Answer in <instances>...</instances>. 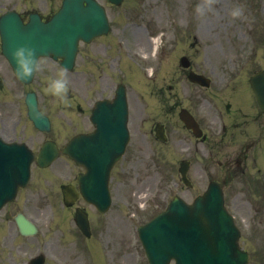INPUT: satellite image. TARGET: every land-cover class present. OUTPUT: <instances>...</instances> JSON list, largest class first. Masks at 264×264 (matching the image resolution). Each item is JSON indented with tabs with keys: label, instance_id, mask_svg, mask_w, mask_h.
<instances>
[{
	"label": "rangeland",
	"instance_id": "1",
	"mask_svg": "<svg viewBox=\"0 0 264 264\" xmlns=\"http://www.w3.org/2000/svg\"><path fill=\"white\" fill-rule=\"evenodd\" d=\"M198 5L203 7V12L197 10ZM235 7H240L243 10L242 16L233 17L231 15L232 9ZM223 12H225V18L217 21L216 18H219ZM109 15L113 26L116 23L128 22L126 30L129 31V40L120 42L121 52L126 51L130 55L131 64L137 65L143 73L149 70L147 64L151 65L154 69V81L151 83L146 82L147 78L142 76L138 69L135 72L137 75H141L138 78L139 83L136 84L133 77L132 80H129L128 93L130 106L133 108L131 113L135 120L134 122L132 118L135 124H133L132 137L136 141L137 155L136 185L122 186L120 189L114 188L113 208L116 210L113 209L111 212H119L122 218L130 215L133 218V222L136 221L138 225L156 213L160 207L162 208L172 195L179 194L184 196L183 190L185 189L179 180L176 169V162L179 156L176 153L171 154L162 144L150 139L149 136L148 143L142 142L140 133H136L139 130L140 117L145 112L142 104L145 103L147 98L153 99V97L157 96H153V92L159 86L157 88H154V86L161 85L164 75L163 64L165 61H163L160 46L156 55L152 57L151 35L159 38L163 33V43H165V38L168 35L167 43L169 46L176 47L179 53L191 55L194 59L197 57L200 61L199 64L203 62L207 68H209L208 58L213 59L219 53L216 51L215 55L211 56L212 53L210 51H205L207 48L204 46L205 43H212L216 39H238L241 35V38L247 44V53L252 55L250 59L247 57V60H245L246 68L253 70L260 66L264 67V0H124L122 7L118 10L111 9ZM168 19H170L169 23ZM184 22H187L188 25H185ZM225 22L230 23H228L229 25H225ZM135 23L141 26H136ZM206 23L217 24L209 29L202 38L199 37L198 40H192L193 45L190 46L188 41L194 37V34L191 32L193 31L192 29ZM219 23H223L224 25H220ZM190 25H193V27ZM166 27L169 28V31L165 29ZM173 27L181 29V32H176V38L180 39V35L184 34L185 38L182 41L178 42L174 39V30L171 32ZM142 50L148 51L149 55V62H145L147 64L143 63V65L140 61L144 55L141 53ZM233 52L240 55V51L236 50ZM94 93L95 90H93ZM81 95L83 96V94ZM76 97L78 98L79 96L77 95ZM149 146L151 148L154 147L158 154L157 160L159 165H161L160 169H158L159 173H155L150 169L152 165L147 158V155L150 154ZM135 186L138 194L143 192L147 194L143 208L138 207L137 195L133 192ZM260 203L261 201L255 203L258 208L262 205ZM260 214L261 211H257L251 220L252 222H249L243 231V245L252 252L249 264H264V225L262 224L264 223V215L261 216ZM258 218H263L261 227H259L260 225L257 221L253 223ZM134 226L131 223L125 229L128 232L134 233ZM258 228H260V234L256 235L255 239H251L253 230H257ZM1 257L3 258L2 255ZM136 257L138 264H147L138 242ZM2 263L0 261V264ZM47 264L52 263L48 261ZM86 264H88L87 260Z\"/></svg>",
	"mask_w": 264,
	"mask_h": 264
},
{
	"label": "water",
	"instance_id": "2",
	"mask_svg": "<svg viewBox=\"0 0 264 264\" xmlns=\"http://www.w3.org/2000/svg\"><path fill=\"white\" fill-rule=\"evenodd\" d=\"M257 79H264V75L260 74ZM255 87L258 94L263 95L260 103L264 110V91ZM115 158L116 155L113 160ZM220 196L219 189L210 190L209 188L206 194L199 197L191 208L180 200V203L185 207L180 212L183 213L184 210H187L190 218L197 220L193 226L200 230V237L192 234L184 238L187 243L183 250L173 247L176 243L175 239L168 237L169 232H177V228L173 224L183 221L179 216H175V210L168 209L169 220L153 223L150 226L148 224L145 230H143L144 227H141L139 231L143 242L147 245L150 264H166V261L172 256L176 258L178 264H239L241 258L236 245L237 236L224 211Z\"/></svg>",
	"mask_w": 264,
	"mask_h": 264
},
{
	"label": "flooded vegetation",
	"instance_id": "3",
	"mask_svg": "<svg viewBox=\"0 0 264 264\" xmlns=\"http://www.w3.org/2000/svg\"><path fill=\"white\" fill-rule=\"evenodd\" d=\"M184 71V70H183ZM199 89H201L199 87ZM216 89H219L216 87ZM237 92L233 89L230 98L236 99ZM220 92L214 94L197 92L194 90L183 98V104L177 107L179 111L183 107L197 120L204 137L196 138L200 142V148L211 156L221 154L214 173L221 177L229 174V181H233L238 174L244 173L247 168V157L251 150L257 154L259 149L260 133L264 131V117L259 113L254 114L250 120L246 113H242L244 123L242 128L238 127V122L232 124V114L224 113L225 109H220L216 101L220 98ZM229 110V108H227ZM235 127H234V126ZM189 134L190 131L186 130ZM251 133L255 139L250 140ZM257 164L256 155L252 159L251 166ZM204 168H208L207 165ZM71 182L70 179L67 180Z\"/></svg>",
	"mask_w": 264,
	"mask_h": 264
},
{
	"label": "clouds",
	"instance_id": "4",
	"mask_svg": "<svg viewBox=\"0 0 264 264\" xmlns=\"http://www.w3.org/2000/svg\"><path fill=\"white\" fill-rule=\"evenodd\" d=\"M199 12H203L202 6H197ZM231 15L239 17L243 15V10L240 7L232 9ZM11 56L15 61L17 74L21 79H30L37 66L38 57L36 49L29 45H20L11 52ZM70 89V81L66 75V70H62L54 77H49L47 91L51 92L54 96L59 97L61 101L68 100V92Z\"/></svg>",
	"mask_w": 264,
	"mask_h": 264
},
{
	"label": "bare ground",
	"instance_id": "5",
	"mask_svg": "<svg viewBox=\"0 0 264 264\" xmlns=\"http://www.w3.org/2000/svg\"><path fill=\"white\" fill-rule=\"evenodd\" d=\"M157 41H158L157 39H153V43H154V44H155ZM127 261H128L129 263H131V259H130V258H127Z\"/></svg>",
	"mask_w": 264,
	"mask_h": 264
}]
</instances>
